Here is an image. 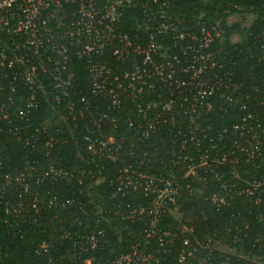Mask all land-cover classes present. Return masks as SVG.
I'll return each mask as SVG.
<instances>
[{
    "label": "built area",
    "instance_id": "obj_1",
    "mask_svg": "<svg viewBox=\"0 0 264 264\" xmlns=\"http://www.w3.org/2000/svg\"><path fill=\"white\" fill-rule=\"evenodd\" d=\"M211 1L0 0V133L24 152L21 166L0 156V204L10 227L22 232L61 210L49 218L58 245L66 244L62 264H164L173 222L187 207L209 204L218 212L211 232L216 246L205 239L197 245L208 253L222 248V240L240 241V224L254 213L263 225L255 243L264 251V215L254 211L264 204V174L242 175L259 156L262 101L243 91L242 82L225 94L232 71H222L215 55L222 13L230 20L252 16L236 0H225L223 9ZM222 96L236 109L226 126L209 121ZM44 103L62 125L30 121ZM67 120L75 133H64ZM77 134L94 166L108 165L110 205L39 190L45 182L82 184L93 177L90 169L68 171L52 160ZM112 214L123 225L121 251L100 226ZM177 225L183 264L197 246L187 250L192 230ZM52 248L51 240L38 242L33 253L43 258L36 264H59ZM207 253L198 264H211ZM0 264H9L1 249Z\"/></svg>",
    "mask_w": 264,
    "mask_h": 264
},
{
    "label": "trees",
    "instance_id": "obj_2",
    "mask_svg": "<svg viewBox=\"0 0 264 264\" xmlns=\"http://www.w3.org/2000/svg\"><path fill=\"white\" fill-rule=\"evenodd\" d=\"M210 4L213 7L222 6L223 9L227 5V2L225 0H213ZM235 4L242 9L241 11L250 12L249 16L252 17L246 18V16H242L239 20H230L226 14L222 13L221 15L220 21L222 22L224 32L220 41L217 42L215 55L222 62V71H232L233 75V78L226 81L223 91L226 94L230 91L233 82H242L241 89L243 91H247L252 98L256 97L259 101H262V105L259 106V120L264 128V0H236ZM230 9L232 11L235 10L231 7ZM76 74L82 84H85V69L81 63H78L76 67ZM233 97H238V95L233 94ZM219 102H222L221 107L218 108L216 106L210 115L209 121L219 126H226L234 118L236 109L231 107V104L224 96L218 98L217 105ZM45 119H48L51 123L57 121L58 125L63 124L58 119L55 109L46 103L32 114L30 121L33 124L40 125ZM206 121L208 122V120ZM66 122V125L63 126L64 133H75L73 123L69 120ZM207 122L203 120V123ZM261 135L262 139L259 146L258 158L252 165L248 164L242 170V175L246 178L264 174V132ZM137 145L133 144L132 146ZM56 151L57 158H53L52 160H55L57 165H61L66 170L73 172L90 169L92 170L93 177H86L82 184H78L74 180L60 181L55 185L45 182L41 185L42 187H39V190L56 192L62 198H74L75 202H83L88 205L111 204V201L108 199L110 187L107 183L108 177L106 174L108 165H103L101 169L94 166L89 160V154L85 149L84 142L80 138V134H77L76 138H72L71 136L66 143L58 146ZM23 153V150L15 143L9 133H0V156L3 157V163L10 167L21 166ZM50 162L52 161H45L44 159L42 164ZM189 203L185 202L184 205L186 206ZM263 205L258 210L254 209V211H259L264 215ZM59 211H53L54 213L50 212L48 215L43 216L41 225H23L21 227L22 232L17 233L6 222V217L0 204V249L6 252L9 264H23L25 261H32L35 264L41 262L43 256L35 255L33 251L36 244L43 239L51 240L53 243V248L50 251V257L53 262L62 264L61 255L65 251L66 244L63 246L58 245L59 241L55 236H58L59 233L54 230V228H57V225L54 220L50 219H53L54 214L59 217ZM114 211L115 209H112V212ZM217 215L218 212L209 204L203 206L195 204L183 210L180 221L173 222L171 228L172 235L163 245L162 249L164 251L162 252V257L165 259L164 264H181L179 262V254L183 239L181 238V234H178L179 226L177 224L184 225L186 228L192 230V233L189 235V242L185 246H189L187 250L194 244L197 246V252L191 256H185L183 264H198V260L207 253V250L197 245L195 240L200 242L205 239L210 246H214L215 243L211 239V232L213 231L212 223L216 220ZM110 218L111 223H108L103 218L100 226L105 227L107 235L111 238L116 250H123L122 247H119L123 246V239L118 238V236H123L124 234L122 230L123 225L115 219L113 214ZM167 219L170 220L171 217L165 218V220ZM240 228L243 234L240 241L232 242L230 238L222 240V248H212L207 253L211 264H264V251L258 250L255 243V239L263 231V225L255 219L253 213L252 216L247 214L246 222L240 224ZM178 235L179 239H177ZM229 251H233L234 253Z\"/></svg>",
    "mask_w": 264,
    "mask_h": 264
}]
</instances>
